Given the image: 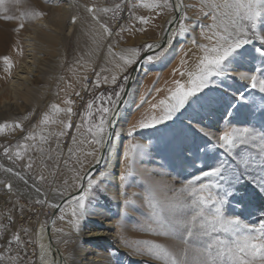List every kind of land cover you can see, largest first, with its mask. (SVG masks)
<instances>
[{
  "label": "rangeland",
  "instance_id": "374dc122",
  "mask_svg": "<svg viewBox=\"0 0 264 264\" xmlns=\"http://www.w3.org/2000/svg\"><path fill=\"white\" fill-rule=\"evenodd\" d=\"M9 1L4 0L0 6V15L4 16L1 21L19 26L21 55L33 68L29 74H20L21 79L9 75L8 84L0 89V164L11 169L6 174L0 167V264H37V239L51 222V242L67 264H162L144 252L139 243L142 241L182 253L185 244L172 236L156 234L153 205L158 211L160 204L187 201L183 189L192 182L198 184L196 177L210 166L223 162L234 169L236 157L219 146L223 132L247 127L264 133V91L253 88L250 79L239 78L243 73L256 76L258 81L264 79V43L259 38L264 35V15L255 22V28L250 21L236 19L235 28L247 33L248 43L225 62L221 69L224 77L213 78L209 87L173 113L171 119L140 128V122L161 115L160 101L168 100L177 82L190 86L189 73L198 71L203 48L212 46L208 37L215 40L225 34L220 22L229 32L234 31L233 10L223 7L216 9L219 26L211 27L213 10L208 5H223L225 0H183L176 37L160 59L143 62L105 156L87 177L81 194L88 191L84 215L78 220L72 216L77 196L51 221L52 206L77 193L82 176L100 159V144L94 142L100 137H94L89 128L94 132L105 115L101 108H115L145 46L160 41L172 7L170 0L168 7L155 6L162 5L163 0H15L20 9V15H16L9 10ZM124 1L130 4V15L124 27L116 29L113 21ZM70 2L75 7L83 3L100 9L99 20L112 30L108 46L102 43L106 35L99 37L93 31L96 27L85 20L67 33L73 20L61 10ZM160 15L163 22L156 37L139 33L146 24L141 17L147 21ZM121 56H135L136 62L126 65ZM89 76L93 92L82 98L80 92ZM44 78L51 83L46 85ZM91 101V116H79L71 123V117L83 112ZM17 124L20 127H14ZM133 145L140 146V155L129 159ZM258 153L254 144L243 150L244 158L255 159L257 164ZM112 161L113 168L109 169ZM257 172L258 167L246 178L237 177L232 195L224 198L222 207L224 216L237 217L252 227L264 224V188L259 186L264 173ZM90 179L93 189L89 191ZM7 185L11 189L5 190ZM224 191L222 184L212 189L221 197ZM31 203L44 215L34 225L28 224L33 216L20 219L24 216L20 205ZM89 224L105 226L107 234L83 239L89 234Z\"/></svg>",
  "mask_w": 264,
  "mask_h": 264
},
{
  "label": "snow or ice",
  "instance_id": "6c2138e0",
  "mask_svg": "<svg viewBox=\"0 0 264 264\" xmlns=\"http://www.w3.org/2000/svg\"><path fill=\"white\" fill-rule=\"evenodd\" d=\"M3 4L4 0H0V6ZM155 6L168 7L169 2L163 0L162 5ZM208 6L213 10L211 27L214 29L219 26L216 9L223 7L233 10L231 23L234 26V31L229 32L227 25L223 21L220 22L224 26L225 34L216 36L213 33L216 36L215 40L208 37L209 40L213 41L212 46L203 48L204 55L199 61L198 71L195 74L189 73L190 86L186 88L184 84L177 82L176 89L170 93L168 100L160 101L161 115H154L147 121L140 122L138 125L140 128L155 127L171 119L173 113L183 109L191 98L209 87L213 78L224 77L226 73L222 72L221 69L225 62L248 43V39L245 38L247 33L242 28H235L236 19L250 21L252 27L255 28V22L264 15V0H230V2L225 0L223 5L213 2ZM118 8L119 5H117ZM88 11L91 13L92 9H88ZM224 15L227 16L228 13L225 12ZM6 18L10 19L11 17ZM93 19H97L94 13ZM141 22L147 23L143 17H141ZM100 26L105 33L110 34L107 25L101 24ZM259 38L261 43H264V35ZM158 47V45H146L145 51H151ZM163 54V51H159L155 55H149L146 62L158 60ZM121 59L126 65L136 62L135 56H121ZM4 63L9 67L11 66L7 57L4 58ZM239 78L250 79L253 88L259 87L261 91H264V79L258 81L256 76L248 77L247 74L243 73L240 74ZM112 79L114 82L116 77L113 76ZM53 107L55 108V106ZM88 107L91 109L92 105L90 104ZM111 110L108 107L101 108V112L105 115L101 117L94 132L89 128L94 137H100L94 141L97 144L104 143L105 125L109 122L105 117ZM68 112L70 114L71 109H68ZM14 127H20V125L17 124ZM129 135H133V133L129 132ZM253 144L259 149V164L255 159L249 160L243 156V150ZM219 146L236 157L237 163L234 169H229L223 162L216 166H210L202 172L201 176L196 177V180L199 181L198 184L192 182L190 187L183 189L187 193V201L160 204L158 211L157 206L153 205V215L158 226L155 230L156 234L172 236L186 246L182 253L177 254L155 242H139L146 254L161 261L162 264H264V224L259 227H252L244 224L237 217H226L222 214L224 198L232 195L231 189L235 187L234 182L237 177L246 178V176L252 175L257 167L259 172L256 175L264 173V133L257 134L253 129L247 127L232 128L219 136ZM238 149L239 151H237ZM19 155L18 152L17 157ZM138 155H140V146L133 145L127 158L134 159ZM205 178H207L206 181ZM20 179L23 180L24 177H20ZM221 184L226 189L223 197L220 196L219 192L215 194L212 192L214 188L219 189ZM88 186L89 191L93 189V180L88 181ZM259 186L264 188V177H261ZM7 187L11 189L12 186L7 185ZM37 191L39 192V188ZM87 199L88 191L76 199V207L72 210V216L77 220L80 215L85 213ZM16 240H19L18 236ZM189 249L192 250L191 256H189Z\"/></svg>",
  "mask_w": 264,
  "mask_h": 264
},
{
  "label": "bare ground",
  "instance_id": "6f19581e",
  "mask_svg": "<svg viewBox=\"0 0 264 264\" xmlns=\"http://www.w3.org/2000/svg\"><path fill=\"white\" fill-rule=\"evenodd\" d=\"M10 1H12V2H11V5L9 4L10 5L9 10H11V12H13L16 15H20V13L18 12V11H20V9H19V4L17 3V1H15V0H10ZM10 1H9V3H10ZM70 1H73V0H70ZM170 3H171V7H172V12L166 18L165 31L163 32L162 36L160 37V40L163 39L165 32H167L168 46L171 44L172 40L176 37V31H177L176 26H177L178 19L180 17L179 13L181 12V10L184 7V1L183 0H170ZM76 5H78V6L75 7L73 5V3L70 2V4H66L61 10L63 15H69L72 20H75V22H71L70 27L67 29V33H71L72 30L74 29V27L80 26L82 23V20H85V21L90 22V25H92V27H94V28L96 27V29H94L93 31L99 37H101V35H99V34H103L104 36L106 35L105 39L102 38V43L104 46H108L109 40L112 36V30L109 28V26L107 24H105L99 20V14H100L99 10L100 9H98L95 6H87V5L84 6L83 3L80 5L76 3ZM181 5H182V7H181ZM88 9H92V12L90 13L88 11ZM175 10L179 11L178 15L176 17H174V11ZM103 11H106V9L103 8ZM93 13L97 17V19H93ZM0 14H1V12H0ZM2 18H4V16L2 17L0 15V89L5 84H8L9 75H12V79H15V78L21 79V77L19 76L20 74H23V73L29 74L33 68L32 66L27 65V63H29V62H25L27 57L26 56L22 57V55H21L19 26L10 25V24L6 25L3 23V21H1ZM101 24L107 25V27L109 28L110 34L104 32V29L100 26ZM97 26H99V30L97 29ZM62 27H63V25H62ZM28 51H32V50L30 49ZM27 56H29V55H27ZM5 57H7L9 59L10 65H11L10 67L8 65H5V63H4ZM13 58H15L14 61H13ZM142 65H141V67H142ZM141 67H139V69L137 70L136 75H135V73L133 74L134 79L141 72V70H140ZM43 82L46 85H49L51 83V81H49L48 78H44ZM27 89H29V88H27ZM25 93L28 95L27 92H25ZM112 111H111V113H112ZM111 113L109 114V116L111 115ZM119 113L117 115L116 121H113L111 123L108 122L105 125V132L103 135L104 143L100 144V149H102V147L105 145L106 141H108L107 145H106V151H107V148L109 146L110 140H111L112 135H113V128H115V126H117L116 124L119 121L118 120L120 117ZM107 119H108V117H107ZM110 129L112 130L111 135L109 132ZM101 162H102L101 158L96 159L92 164L93 165L92 168H96L97 165ZM108 166H109V169H112L113 168V161L108 163ZM0 167L2 168L4 173L8 174V172H9L8 166H6V165L4 166V165L0 164ZM82 178H83V176H82ZM44 203L46 204L45 201H44ZM52 220H53V217H52L51 221ZM51 223H49L47 227H50ZM89 225L91 227L90 231H88L89 234L86 235V237L83 239L93 238L96 236H103V235L107 234V230L105 229V226L102 228H99L95 224H89ZM47 227L41 229V233L39 234V238L37 239V246H38L37 247V250H38L37 264H67L64 261V258L62 257L61 252H59L57 250V248L51 242L50 232H47ZM83 251H85V250H83Z\"/></svg>",
  "mask_w": 264,
  "mask_h": 264
},
{
  "label": "water",
  "instance_id": "95a60500",
  "mask_svg": "<svg viewBox=\"0 0 264 264\" xmlns=\"http://www.w3.org/2000/svg\"><path fill=\"white\" fill-rule=\"evenodd\" d=\"M178 12L177 10L174 11V17H176L178 15ZM168 35H167V32H165V35L163 37V39H161L158 43H155L154 45H158L159 47L158 48H154L153 50L151 51H145L141 57H139V59L137 60V62L135 63V65L133 66L132 70H131V73L128 77V80L126 82V85H125V88L123 90V94L122 96L120 97V99L118 100L115 108L113 109L111 115L108 117V121L111 123L113 121H116V118H117V115L118 113L120 112L122 106H123V103L133 85V80H134V76L133 74L135 73L136 75V72L137 70L139 69V67H141V65L143 64V62L145 60H147V57L149 55H155L157 52L159 51H164L166 50V48H168ZM110 132V135H111V132L112 130L110 129L109 130ZM107 142L105 143V145L102 147L101 151H100V158H103L105 156V153H106V145H107ZM94 171V168L90 167L86 173L83 175V178L81 179V188L80 190L73 194V195H70L68 197H65L63 198L62 200H60L56 206H52L53 208V213H52V217L56 216V214L59 212V209H61L67 202H69L70 200H72L73 198L81 195L83 193V190H84V187H85V182L87 181V177H89V175ZM49 228L50 227H47V232H49Z\"/></svg>",
  "mask_w": 264,
  "mask_h": 264
},
{
  "label": "built area",
  "instance_id": "2783aa9c",
  "mask_svg": "<svg viewBox=\"0 0 264 264\" xmlns=\"http://www.w3.org/2000/svg\"><path fill=\"white\" fill-rule=\"evenodd\" d=\"M130 4L127 1L122 2L120 9L117 12V17L116 19H114L113 21V27L116 26V29H122L124 27V25L126 24V22L128 21V17L130 15L129 12V7ZM92 78L91 76L87 77L85 79L83 88L80 92L81 97L83 98L84 95H86L87 93L90 95L93 92L92 89ZM88 101V100H87ZM92 105V108L89 109V105ZM93 107H94V103L91 101L87 104V108L81 112L80 114L75 113L73 115V117H71L70 121L71 123H74V121H77L78 117L81 116L83 118L85 117H90L93 111ZM5 189L7 190L8 187H5ZM20 206H22V208L20 209L21 213L24 214V216L20 215V219H22V217H25L28 215L29 216H33V219H30V222L28 224H38L44 217L43 215V210L41 211V208L37 207L36 204L31 203L30 205H26V204H21ZM52 213H50L51 217ZM24 220V219H23ZM22 223V221H21Z\"/></svg>",
  "mask_w": 264,
  "mask_h": 264
},
{
  "label": "crops",
  "instance_id": "0c3cea01",
  "mask_svg": "<svg viewBox=\"0 0 264 264\" xmlns=\"http://www.w3.org/2000/svg\"><path fill=\"white\" fill-rule=\"evenodd\" d=\"M161 17L162 15L158 18L147 20V23L142 25L139 33H143L147 37H156L159 34L160 25L163 22Z\"/></svg>",
  "mask_w": 264,
  "mask_h": 264
}]
</instances>
